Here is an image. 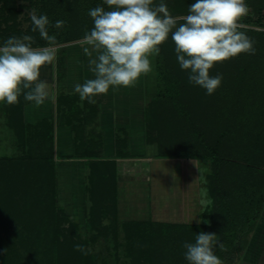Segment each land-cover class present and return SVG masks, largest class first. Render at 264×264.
<instances>
[{
    "label": "rangeland",
    "instance_id": "1",
    "mask_svg": "<svg viewBox=\"0 0 264 264\" xmlns=\"http://www.w3.org/2000/svg\"><path fill=\"white\" fill-rule=\"evenodd\" d=\"M178 1L180 2L163 0V3L173 16L186 15L188 7H177ZM187 2L191 4L195 0ZM159 3L161 0H154V4ZM246 3L250 11L241 23L245 25L243 29H250L249 37L254 44L261 43V52L257 58L264 59V0H246ZM97 6L108 10L103 0H0V42L3 43V40L12 36L37 37L39 32L32 31L33 25L28 15L35 8L38 15L48 16V32L56 37V44L64 43L63 46H57L53 68L65 69L62 64L63 54L71 48L69 45L80 43L84 34L94 27L88 13ZM176 10L178 12L175 13ZM58 20L65 21L64 26L59 29L54 27ZM258 20L261 25L254 24ZM162 48L164 76L163 82L159 83L161 93L166 97L162 95L159 99L155 98L148 108L149 135L166 136V140L170 139L163 152L165 154L177 157L195 155L193 146L203 139L211 148L209 154L213 150L219 154L218 158L222 162L220 167L213 164L212 158H193L203 161L208 170L210 195L205 218L209 220V224L206 227H209V232L217 235L223 245L224 241H228L221 235L223 231L227 234V239L236 241L238 228L243 231L246 227L252 230L257 226L260 217L256 220L252 217L255 209L264 201V108L257 110L256 103L251 102V99L248 104L244 101L235 102L234 98L237 96L239 99V94L244 90L262 91L264 70L256 71L251 68L249 62L252 54L232 58L240 59L238 67L234 66L236 70L239 69V74L224 76V71H230L229 66L232 67L236 62L231 65V60H228L216 64L210 70V75H222V83L212 95H205L206 90L190 84L188 71L180 68L171 36ZM153 61L158 86L156 57ZM259 62L264 66V60ZM171 80L179 82L176 88L170 86ZM172 88L174 93L170 97L167 89ZM2 125L0 264H188L183 244L194 243L195 236L205 232V229L182 232L181 235L178 234L179 231L171 230H161L165 232L158 234L152 229V235L145 233L143 236H129L120 230L121 224L116 220L111 200L104 206L96 205L98 211H92L93 220L87 221V227L90 226L91 231L80 233V225L67 218L60 227V240L56 241L49 222V205L52 202L50 188L54 180L47 179V166H37L35 169L34 166L27 167L21 161L30 152L31 145H25L21 136H4L7 129L4 132ZM34 151L41 153L43 150L38 148ZM206 153V150L200 149V154ZM87 169L91 170V165ZM97 187L103 188L100 183ZM204 188L205 186L202 190ZM90 191L92 190L89 189V193ZM198 196L200 199V195ZM105 199V196L101 197L102 201ZM197 210L201 209L197 207L195 213ZM250 218L253 219L251 223L248 222ZM85 237L90 240L86 247ZM77 245L82 246L83 251H78ZM225 248L224 245L223 250ZM243 250L240 249L239 255L244 254ZM214 252L223 264H243L242 259L237 258L230 249L226 248V253L223 254L216 245ZM261 254L256 256L251 249L247 258H258ZM231 257L234 258L232 261ZM246 263L264 264V259Z\"/></svg>",
    "mask_w": 264,
    "mask_h": 264
},
{
    "label": "crops",
    "instance_id": "2",
    "mask_svg": "<svg viewBox=\"0 0 264 264\" xmlns=\"http://www.w3.org/2000/svg\"><path fill=\"white\" fill-rule=\"evenodd\" d=\"M69 46L62 59L65 69L53 68L56 58L41 69L40 79L47 82L48 92L43 104L37 106L23 94L15 105L0 103V126L4 132L7 129L4 136H36L45 154L53 140L48 156L56 167L57 203L80 225V233L90 230L87 221L93 220L96 205L104 206L110 200L120 230L129 236H143L152 229L158 234L171 230L181 235L201 229L211 233L205 218L210 195L207 167L199 159L163 153L170 139L149 135L148 108L158 94L154 71L134 87L110 88L95 97L96 103L84 101L81 107L74 85L94 78L89 70L91 57L83 51L90 46ZM197 207L201 210L195 213ZM221 235L228 240L224 241L226 248L243 264L264 259V210L253 230L237 229L236 241L227 239L225 231ZM226 248H220L223 254ZM251 249L262 256L248 259Z\"/></svg>",
    "mask_w": 264,
    "mask_h": 264
},
{
    "label": "clouds",
    "instance_id": "3",
    "mask_svg": "<svg viewBox=\"0 0 264 264\" xmlns=\"http://www.w3.org/2000/svg\"><path fill=\"white\" fill-rule=\"evenodd\" d=\"M88 15L94 27L80 41L91 58L89 70L94 78L74 85L83 102L96 103L95 97L121 87H134L139 79L154 71L153 60L171 36L177 61L188 71L190 84L200 86L212 95L222 83V75H210L216 64L241 54H255L253 40L246 35L242 19L250 11L246 0H195L183 16H173L167 5L154 0H103ZM28 15L32 31L48 44L33 47L34 37L12 36L0 46V103L15 105L23 94L37 106L48 98L47 82L40 79L41 69L51 64L57 53L56 37L49 35V18L33 8ZM58 20L54 27L62 28ZM92 52L95 56L92 57ZM27 90V91H25ZM224 245L214 233L200 232L195 242H185L188 264H223L214 247ZM83 251L82 246H76Z\"/></svg>",
    "mask_w": 264,
    "mask_h": 264
},
{
    "label": "trees",
    "instance_id": "4",
    "mask_svg": "<svg viewBox=\"0 0 264 264\" xmlns=\"http://www.w3.org/2000/svg\"><path fill=\"white\" fill-rule=\"evenodd\" d=\"M259 1H262V0H259ZM169 3V2H168ZM189 2H187V0H180V2L178 1L177 3V7H189ZM178 12L177 10L175 11V13ZM260 19V18H259ZM254 24H259L261 25V23L259 22V20L257 22H255ZM242 31L246 32V35L247 36H250L251 34L249 33L250 32V29H241ZM259 37H261L259 35ZM35 40V43L33 44V47H47L48 44L46 43L45 40H43L39 35L37 37L34 38ZM5 40H3V43H4ZM2 41L0 42V46L3 45ZM64 43H59L57 44V46H63ZM254 47H255V54H252V57H251V60H250V65H251V68L256 70V71H262L264 70V66L261 64V60H264V59H258L257 56L258 54H260L261 52V43L259 42H255L254 44ZM239 57V56H238ZM231 60V65L233 62H236L233 63L232 67L229 66V70L230 71H224V76L228 75V76H231L232 74L234 73H237L239 74L240 71L239 69L236 70V67H238L237 65H239V61L240 59L238 60L237 58L236 59H230ZM163 62H164V50L161 46V50H160V54L156 57V71H157V81L158 83L161 81L163 82V76H164V72H163ZM238 63V64H237ZM236 65V67H234ZM218 68L220 67V65L217 66ZM257 68L259 70H257ZM233 69V70H232ZM247 73H245L246 75ZM244 81H245V78H244ZM179 83L178 81H175V80H171L170 81V86L171 87H177L176 84ZM251 88V87H250ZM161 88H160V83L158 85V94H157V97L156 99H159L160 96L164 95V93H161ZM167 92L169 94V96L171 97L172 96V93L173 92V88L172 89H167ZM206 95V93H205ZM166 97V96H165ZM235 102H239V101H244L245 103H250L248 101H250L249 99H251V102L254 101L256 103L255 106H257V110H260V108H264V89H262V91H254V90H244L241 94H239V99L237 96H235ZM238 99V100H237ZM1 104H4V103H1ZM254 106V107H255ZM253 110V109H252ZM18 137V136H17ZM21 140H23V142L25 143V145L27 144H30L31 145V150L28 154L25 155L24 158L21 159V161L26 165L27 167H32L34 166V168L36 169L37 166H47V179L49 178H52L54 180L53 182V185L51 186L50 190H51V195H52V202L50 203L49 205V214H50V220L49 222L51 223V228L52 230L54 231V238L56 241H59L60 240V235H61V230H60V227L62 225V222L65 221V219L67 220V218H70V216L66 215L64 210H62L59 206H58V203H57V196H58V190H57V173H56V167H55V164L52 163V157L51 155L48 156V154L51 153V149H52V144H53V140L51 139L50 140V147L47 151H50L48 153L45 154V150L41 151V153H37L34 148L35 144H36V148L40 149L41 146L40 145V141L36 140V136H21L20 137ZM26 148L28 149V146H26ZM44 149V148H43ZM200 149H204L207 151L206 154H200ZM210 146L207 145V143L204 141V139L202 141L199 142L198 146L195 148V155H190L188 156L189 158H201L202 156L204 158H212L213 160V164L214 165H217V166H221L222 165V162L221 160H219V154H216L215 151L213 150L212 154H209L210 152ZM211 155V157L209 156ZM250 209L252 210V207H250ZM264 210V201L262 202V205L258 208V209H255V212H254V215L252 218H254L255 220L259 217H261V214ZM249 221L248 222H252L253 219H248ZM76 227H78V225L75 224ZM253 230V229H252ZM84 240H86V244L85 247L87 246V244H89L90 240L89 238H84Z\"/></svg>",
    "mask_w": 264,
    "mask_h": 264
}]
</instances>
